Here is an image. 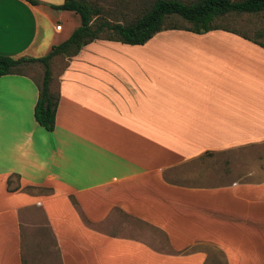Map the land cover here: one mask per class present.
I'll return each mask as SVG.
<instances>
[{
	"label": "crops",
	"instance_id": "crops-1",
	"mask_svg": "<svg viewBox=\"0 0 264 264\" xmlns=\"http://www.w3.org/2000/svg\"><path fill=\"white\" fill-rule=\"evenodd\" d=\"M36 1L0 0V55L41 58L78 27L64 0ZM169 32L182 45L97 40L66 58L51 132L34 119L35 78L0 77V264H264V178L236 169L264 149V48ZM228 152L230 173L212 172ZM115 215L169 252L97 230L128 231Z\"/></svg>",
	"mask_w": 264,
	"mask_h": 264
},
{
	"label": "trees",
	"instance_id": "trees-1",
	"mask_svg": "<svg viewBox=\"0 0 264 264\" xmlns=\"http://www.w3.org/2000/svg\"><path fill=\"white\" fill-rule=\"evenodd\" d=\"M25 1L33 5L38 3L36 0ZM56 8L74 13L80 19V25L67 40L53 46L47 55L38 59H14L0 55V77L25 74L23 66L26 64L39 63L43 66L42 76L35 78L38 98L33 114L36 123L49 132L54 129L60 99L58 91L52 90L50 63L54 58H72L84 46L97 40L134 46L144 45L165 31H187L194 34L228 31L230 29L219 21L231 15L262 14L264 0H64ZM128 14L132 16L130 19H127ZM114 16L118 17L115 19ZM260 34L264 35L263 32ZM243 37L264 48V44L246 35ZM14 177L19 178L17 175Z\"/></svg>",
	"mask_w": 264,
	"mask_h": 264
},
{
	"label": "rangeland",
	"instance_id": "rangeland-1",
	"mask_svg": "<svg viewBox=\"0 0 264 264\" xmlns=\"http://www.w3.org/2000/svg\"><path fill=\"white\" fill-rule=\"evenodd\" d=\"M189 1V0H184ZM108 7H105L107 9ZM77 19V26L80 25V19L76 14H72ZM110 17V16H108ZM115 19L118 17L114 16ZM132 16L128 14L127 19H130ZM111 19H113L111 17ZM221 25L224 27L236 31L238 33H242L249 38L264 44V35H261L260 33H264V13L262 14H252V15H231L227 19L219 21ZM183 25V23H182ZM69 26L62 34L63 36L66 34V31L68 32ZM74 31V30H73ZM72 34V33H71ZM70 37V36H69ZM185 37L182 33L179 32H164L161 34L156 35L148 44L150 45H182V39ZM61 44V43H60ZM49 52L48 49L43 51V54L40 55V57H44ZM66 57H56L54 58L51 63L50 67L53 74V82H52V90L54 92H57V84H58V75L59 73L64 69L66 62ZM23 72L30 74L36 79H39L42 76L43 73V66L39 63H32V64H26L23 66ZM240 153V151H238ZM250 155H252V158H248L244 165H239V167H236L238 171L240 172L239 179L242 180H257V179H263L264 178V149H256L249 152ZM230 155V152L225 154L219 155L217 158L211 159L210 163H208V168L211 169L212 172L219 170L221 173L229 172L231 166L225 165V162ZM224 162V163H223ZM209 171V170H208ZM210 171V172H211ZM249 173H253L250 177H248ZM115 218L117 220H120L123 222L124 225H127L130 227L128 231H117V230H107L103 226L96 227L97 230L100 232L113 234V235H120V236H126L130 238H135L136 233L140 235L141 238H147L150 237V239H155V243H152V248H154L157 251H160L162 253L169 252L168 245L166 243L165 237L162 235V233L158 230L151 229L150 227H147L141 223L131 221L128 219H124L120 215H115ZM38 231L37 229L31 230L32 237H35ZM148 240V239H147ZM152 241V240H151ZM31 249L34 251V254H39V245H32ZM51 253L50 255H52ZM32 264H42L41 261L36 260ZM206 264H226L224 259L217 256L215 252H212L209 254V258Z\"/></svg>",
	"mask_w": 264,
	"mask_h": 264
},
{
	"label": "built area",
	"instance_id": "built-area-1",
	"mask_svg": "<svg viewBox=\"0 0 264 264\" xmlns=\"http://www.w3.org/2000/svg\"><path fill=\"white\" fill-rule=\"evenodd\" d=\"M56 30H57V31H60V30H61V26H60V25H57V26H56Z\"/></svg>",
	"mask_w": 264,
	"mask_h": 264
}]
</instances>
